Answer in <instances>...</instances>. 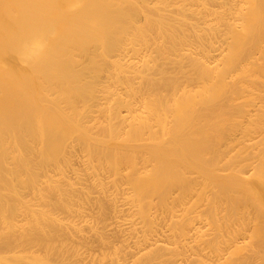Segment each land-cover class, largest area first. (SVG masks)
<instances>
[{"label":"bare ground","instance_id":"obj_1","mask_svg":"<svg viewBox=\"0 0 264 264\" xmlns=\"http://www.w3.org/2000/svg\"><path fill=\"white\" fill-rule=\"evenodd\" d=\"M0 264H264V0H0Z\"/></svg>","mask_w":264,"mask_h":264},{"label":"clouds","instance_id":"obj_2","mask_svg":"<svg viewBox=\"0 0 264 264\" xmlns=\"http://www.w3.org/2000/svg\"><path fill=\"white\" fill-rule=\"evenodd\" d=\"M46 46V42L44 41H40V40H37V41H34L31 45L28 46V49L26 50L25 52V59L26 60H29L31 59L32 57L28 54L32 49H35V48H40L41 50H43V48Z\"/></svg>","mask_w":264,"mask_h":264}]
</instances>
